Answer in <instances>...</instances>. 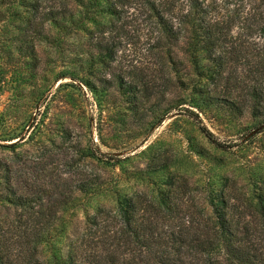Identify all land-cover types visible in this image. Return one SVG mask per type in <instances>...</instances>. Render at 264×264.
<instances>
[{
  "label": "rangeland",
  "instance_id": "1",
  "mask_svg": "<svg viewBox=\"0 0 264 264\" xmlns=\"http://www.w3.org/2000/svg\"><path fill=\"white\" fill-rule=\"evenodd\" d=\"M118 1L108 13L104 0H0V196L10 186L43 205L0 197V217L52 214L41 261L113 215L116 196L157 199L169 176L194 215L209 192L253 203L264 187L261 117L189 102L193 84L228 86V71L238 101L255 86L264 102V35L243 26L264 0H222L234 23L220 62L169 43L146 0Z\"/></svg>",
  "mask_w": 264,
  "mask_h": 264
},
{
  "label": "trees",
  "instance_id": "2",
  "mask_svg": "<svg viewBox=\"0 0 264 264\" xmlns=\"http://www.w3.org/2000/svg\"><path fill=\"white\" fill-rule=\"evenodd\" d=\"M104 1L108 13L114 12V2H119ZM146 3L169 35V43L180 40L185 45L180 48L185 47L190 55L202 50L208 59L220 60L216 47L227 40L234 23L230 12L223 10L222 0ZM254 10L244 17L243 26L264 35V10ZM56 14L51 10L44 15L51 19ZM214 73L217 77L220 74ZM224 78L228 86L235 83L229 82L231 71ZM211 85H192L189 102L193 108L200 111L225 105L237 112L248 108L264 122L260 88H247V98L238 101L228 86L217 88L214 82ZM201 129L211 140V134ZM163 184L165 188L157 199L148 202L116 196L113 215L107 220L100 214L99 219L93 218V230L72 241L63 255L52 251L45 261L35 255L52 224V214L33 211L12 217L4 215L0 217V264H264V187L254 191L253 203L243 202L222 189L209 192L205 197L209 210L194 215L187 212L186 183L169 176ZM83 186L79 182L76 188L81 190ZM5 190L1 199L14 206L26 207L35 200L43 206L39 197L16 195L10 186Z\"/></svg>",
  "mask_w": 264,
  "mask_h": 264
}]
</instances>
